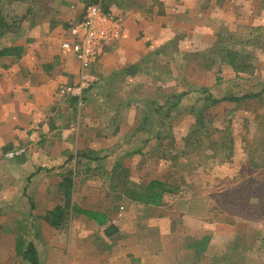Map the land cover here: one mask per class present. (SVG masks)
Here are the masks:
<instances>
[{
  "label": "crops",
  "instance_id": "obj_1",
  "mask_svg": "<svg viewBox=\"0 0 264 264\" xmlns=\"http://www.w3.org/2000/svg\"><path fill=\"white\" fill-rule=\"evenodd\" d=\"M89 4H100L120 21L121 38L105 49L99 62L85 68L98 83L86 92V105L74 108L66 92L78 83L81 65L61 43ZM5 5L20 20V34L8 44L22 53L20 58H0V264H14L21 234L34 241L38 264H173L177 251L216 233L219 225L207 221L208 203L202 197L189 199L181 209L148 206L124 195L123 201L111 204L102 196L106 188L100 190L95 175L106 160L111 159L112 170L121 165L126 175L136 171V164L143 165L140 173L151 177L156 169L152 162L159 157L146 150L122 151L136 134L109 132L102 115L129 107L106 109L97 100L102 95L106 100L111 81L117 86L139 78L123 72L145 66L164 49L174 46L183 54L189 48L186 54H191L197 46L212 48L223 24L235 30L248 25L251 15L264 18V0H2ZM262 18L258 24L264 26ZM17 149L25 153L5 158ZM66 170L73 174L71 205L106 213L117 233L107 237L104 227L74 212L68 243L57 241V231L44 217L63 205L60 178ZM22 206L31 214L18 217Z\"/></svg>",
  "mask_w": 264,
  "mask_h": 264
},
{
  "label": "rangeland",
  "instance_id": "obj_2",
  "mask_svg": "<svg viewBox=\"0 0 264 264\" xmlns=\"http://www.w3.org/2000/svg\"><path fill=\"white\" fill-rule=\"evenodd\" d=\"M2 8L7 20L16 17L10 6ZM261 18L251 15L248 25L235 30L223 24L212 48L197 46L191 54H186L189 48L183 54H177L174 46L164 49L152 59L155 65L145 74L105 88L104 94L111 97L106 101L102 95L97 100L106 109L129 107L102 115L109 132L116 129L125 137L136 134L122 151L146 150L159 157L152 162L156 169L150 172L151 177L140 173L138 167L143 165L136 164V171L126 175L121 165L112 170L111 159L106 160V166L95 175L100 190L106 188L102 196L106 194L108 202L116 204L123 201L122 191L130 186L128 182L136 179L139 184L143 179L146 184L150 178H160L177 186L175 193L164 196L167 202L163 204L182 209L189 199L202 197L208 203L207 221L219 225L216 233L207 236L210 241L205 253L194 256V250L180 249L173 264H264V169L250 165L256 149L264 154V94L209 106L201 95L192 93L168 119L143 122L145 103L161 95L207 88L215 99H221L264 91ZM227 52L248 57L252 72H235L226 62ZM22 207L16 210L18 217L31 214L27 206ZM28 241L34 242L31 238ZM14 264H20L18 256Z\"/></svg>",
  "mask_w": 264,
  "mask_h": 264
},
{
  "label": "trees",
  "instance_id": "obj_3",
  "mask_svg": "<svg viewBox=\"0 0 264 264\" xmlns=\"http://www.w3.org/2000/svg\"><path fill=\"white\" fill-rule=\"evenodd\" d=\"M105 8V7H104ZM103 8V9H104ZM106 11V9H104ZM108 12V11H106ZM18 22L20 20L18 18H15L14 20H7L3 13L2 8V0H0V58L5 57H16L20 58L22 49L13 46L11 44H8L13 38L18 36L20 34V27L18 25ZM226 62L229 66L233 68L235 72H245V73H251L252 67L250 64V61L248 57L238 55L235 53H228L225 56ZM154 62L152 60H149L145 66L142 67V65L136 67H128L124 70L123 74L130 76V77H136V76H142V74H145L147 70L152 67H154ZM117 76H120L117 73ZM109 80H106L104 83L105 86H108ZM98 83L95 82L91 85V87L85 91L84 95L81 98H70V104L74 108H76L78 105H83L86 102V92L93 89L95 84ZM112 83V81H111ZM111 83L109 86L111 87ZM104 87V86H103ZM198 93L203 97V101L206 102L209 106L218 105L222 102H240L241 100H245L252 97L260 96L264 93L262 91L261 93L254 94V95H244L241 97H230V98H221V99H215L212 94H210L209 90L207 88H202L200 90H192V91H183L176 94H167V95H161L156 98H154L152 101H147L145 103V110H144V117L143 122L145 123L147 120L152 119L155 121L156 118H159L158 120H166L170 117V114L173 111H176L179 108V105L189 98L191 94ZM106 100H108L111 95L110 93L104 94ZM143 129V126L140 127L138 131H141ZM117 130L113 133H116ZM261 144V143H260ZM264 146V144H261V146ZM251 166L260 169H264V154L258 151L256 149V152H254V158L251 159ZM73 174L72 171L66 170V172L61 175V182H60V188L63 189V196H64V202L62 206L56 207L54 210L47 212V214L44 217V221L49 224L51 227H53L57 233H58V239L57 241L62 244L68 243V237H69V229H70V219L71 214L76 212L80 215L85 216L90 221L94 222L100 227H104V234L107 237H110L117 233V229L114 227V225H111L108 223V215L106 213H101L97 211H89V210H82L75 208L71 205V192H72V185H73ZM130 183V182H128ZM123 184V183H122ZM125 185V184H123ZM130 185L128 187H125L122 191V194L129 199L132 202L142 203L148 206H162L164 203V196L166 194L175 193L177 191V186L165 183L163 181L159 180H151L150 182L144 184V183H130L126 184ZM23 231H25L23 229ZM27 237H21L17 239L16 246H15V253L20 258V264H38V254L37 250L35 249L33 243L31 241H28ZM210 238L204 237L200 240L195 241L192 245L187 246V249L194 250V256L196 254L200 255L205 253V247L209 243Z\"/></svg>",
  "mask_w": 264,
  "mask_h": 264
},
{
  "label": "built area",
  "instance_id": "obj_4",
  "mask_svg": "<svg viewBox=\"0 0 264 264\" xmlns=\"http://www.w3.org/2000/svg\"><path fill=\"white\" fill-rule=\"evenodd\" d=\"M120 38V21L113 14L104 11L100 4L85 6L80 21L68 30L67 38L61 43L62 49L74 52L81 65L79 81L67 89L68 97L81 98L96 82L85 68L99 62L105 49L117 43ZM24 153V149L9 151L5 153V158L11 160Z\"/></svg>",
  "mask_w": 264,
  "mask_h": 264
}]
</instances>
